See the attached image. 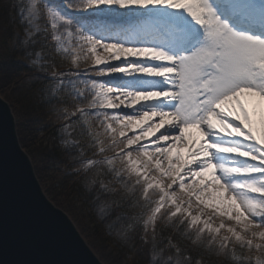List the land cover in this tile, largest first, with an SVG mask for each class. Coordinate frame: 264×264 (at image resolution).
<instances>
[{
	"label": "snow or ice",
	"instance_id": "snow-or-ice-1",
	"mask_svg": "<svg viewBox=\"0 0 264 264\" xmlns=\"http://www.w3.org/2000/svg\"><path fill=\"white\" fill-rule=\"evenodd\" d=\"M100 6L128 10L122 38L71 27L47 0L15 6L84 190L144 264H264V133L242 99L264 100V38L249 34L264 0L68 3ZM120 73L142 86H113Z\"/></svg>",
	"mask_w": 264,
	"mask_h": 264
},
{
	"label": "trees",
	"instance_id": "trees-1",
	"mask_svg": "<svg viewBox=\"0 0 264 264\" xmlns=\"http://www.w3.org/2000/svg\"><path fill=\"white\" fill-rule=\"evenodd\" d=\"M71 2L82 4L85 0ZM18 3L20 0H0V97L12 108L20 144L31 158L46 195L51 194V202L71 217L104 264H144L142 254L131 251L130 245L117 235L119 225L113 224L111 218H103V201H95L84 190L81 176L73 171L77 164L73 153L61 145L59 122L49 102L53 85L42 73L18 63L17 53L7 47L19 19L15 7ZM68 3L66 0L71 27L84 24L92 30L98 25L92 17L86 18L78 14L79 10L69 8Z\"/></svg>",
	"mask_w": 264,
	"mask_h": 264
},
{
	"label": "water",
	"instance_id": "water-1",
	"mask_svg": "<svg viewBox=\"0 0 264 264\" xmlns=\"http://www.w3.org/2000/svg\"><path fill=\"white\" fill-rule=\"evenodd\" d=\"M0 264H103L69 216L51 203L0 97Z\"/></svg>",
	"mask_w": 264,
	"mask_h": 264
},
{
	"label": "rangeland",
	"instance_id": "rangeland-1",
	"mask_svg": "<svg viewBox=\"0 0 264 264\" xmlns=\"http://www.w3.org/2000/svg\"><path fill=\"white\" fill-rule=\"evenodd\" d=\"M65 2L66 0H53V1H47L48 6L53 8L55 11H58L61 15L65 16L67 19H70V14L67 13L65 8ZM209 3H211V0H209ZM214 5V4H212ZM214 7V6H213ZM216 8V7H214ZM143 12H146V10H141ZM170 11H179V10H170ZM83 12H89L92 14H97L96 20L99 22H103V24H100L97 26V28H94L90 30L88 27H86L84 24L80 27V29L89 35L95 34L97 29H102L104 32H108V35H106V39H116V38H122V33L119 31L120 25L127 22V18L129 15L127 9H117L113 6L112 10H110L108 7L100 6L98 8H88L87 10H83ZM99 17V18H98ZM228 23L230 24L231 21ZM22 28L23 26L20 24L19 19L17 24H15V30L13 33V36L11 39L7 42V47L17 53L16 61L18 63H21L29 68H32L30 66V60H28L24 55V48L22 47ZM39 51V50H37ZM115 76V79L109 80V78H105L106 80H109V82L113 85H127L129 87H140L142 85H139L134 78L125 76L124 74H113ZM147 87L151 88H161L163 87V81L159 78L152 80L150 83L146 85ZM163 98H156V106L157 107H163L164 105L160 104V100ZM242 99L245 102L246 107L249 110V113L252 117V128L255 132V134L259 137L262 133H264V100H261L258 96H254L252 94L246 93ZM170 101L165 100L164 104H170ZM167 110V109H165ZM194 137H198L199 133L197 130H191ZM247 147V145H245ZM240 164L245 163V161L241 160L239 161ZM56 193V191H53L52 194ZM51 194L49 197L51 198Z\"/></svg>",
	"mask_w": 264,
	"mask_h": 264
},
{
	"label": "bare ground",
	"instance_id": "bare-ground-1",
	"mask_svg": "<svg viewBox=\"0 0 264 264\" xmlns=\"http://www.w3.org/2000/svg\"><path fill=\"white\" fill-rule=\"evenodd\" d=\"M215 3H217V2H215ZM143 12V11H142Z\"/></svg>",
	"mask_w": 264,
	"mask_h": 264
}]
</instances>
